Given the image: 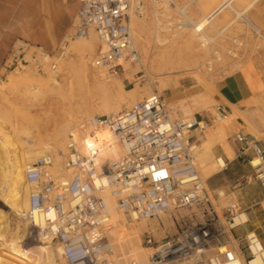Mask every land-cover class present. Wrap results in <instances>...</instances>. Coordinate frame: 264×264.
<instances>
[{"label":"built area","instance_id":"built-area-1","mask_svg":"<svg viewBox=\"0 0 264 264\" xmlns=\"http://www.w3.org/2000/svg\"><path fill=\"white\" fill-rule=\"evenodd\" d=\"M76 2L73 35L87 38L93 31L97 37L98 50L91 66L115 76L125 62L139 59L130 25L131 0ZM140 10L136 5L134 11ZM66 43L64 40L59 44L58 54H64ZM28 50L25 41L15 39L3 67L22 68L31 64L40 72L56 68L55 62H49L54 53L36 47L27 59ZM216 51L206 62L209 70L218 61ZM232 53L228 50V54ZM226 77L222 73L219 78ZM228 115V109L217 104L211 118L205 120L195 115L172 118L162 97L153 93L116 114L86 119L77 134L66 139L61 174L51 170L50 154L39 155L24 165L25 183L30 188V224L39 229L43 240L54 238L66 264H114L118 255L106 225L107 205L101 195L108 191L129 223L173 215L176 227L173 235L155 240L151 231L145 232L144 243L151 248L147 264H229L235 250L222 251L218 247L228 245L235 228L248 222L234 223L235 217L247 211L232 200L222 208L221 216L218 214L216 203L225 193L211 190L203 182L195 165V145L190 141L193 130L203 129ZM101 131L113 134L120 146L118 155H104L111 144L103 139ZM229 139L235 148V158L250 169L236 178L233 189L256 181L264 190V141L240 130ZM215 161L219 171L227 169L230 162L223 154ZM190 207L201 209V220L197 221L192 214L174 215ZM36 217L43 224L35 222ZM234 240L242 264H251L253 247L264 251L255 231ZM129 264L139 262L131 258Z\"/></svg>","mask_w":264,"mask_h":264},{"label":"rangeland","instance_id":"rangeland-1","mask_svg":"<svg viewBox=\"0 0 264 264\" xmlns=\"http://www.w3.org/2000/svg\"><path fill=\"white\" fill-rule=\"evenodd\" d=\"M131 1L132 13L135 15V20L130 19V25L139 59L131 62L128 68L124 66L118 75L115 76L91 66V62L98 50L97 37L95 42L94 40L92 41L94 49L89 51L87 55H84L83 60L87 76L84 75L83 77L81 73H76L75 70L72 72L73 70L70 69L71 65H76V67L81 66L82 54H78L77 51H74L71 45L86 42L88 40V38L76 37L73 35L72 23L67 32L60 37L56 43L52 44V46H44L41 43L28 41L20 36H16L13 39V41L15 39H21L28 44L29 50L26 51L25 56L27 59L31 58L30 56L32 52L36 50V47L43 46L48 51H50L49 49L51 48L54 49V52H51L54 53V55L49 62H55L56 68H46V70L40 72L31 64L22 68H14V66H11L5 69L0 76V123L3 125L0 127V138H7L10 136L11 132L13 136L12 140L16 143V146H18L17 148L15 145H11L14 142L9 138L5 141L6 145L9 143V145L12 146L10 147L12 149H9L10 151L7 152L8 155L12 157V161L14 158L20 156V150L24 154V150L26 149L25 144L23 145L24 142H21L20 138H15V134H13L14 130L22 128L32 130L33 132H31L33 134L31 133L29 142L33 141L36 145L43 146L51 142V137L55 129L63 124L64 118L70 113L81 116L77 118L76 121V123H78L77 130L80 124L85 122L86 119L94 115L105 114L100 107L101 102L99 100L101 94L100 87L103 82H107L111 85V92L115 96L119 86H122L123 91L117 95L122 102L118 112L156 93L162 97L167 108L170 109L172 118H187V116L192 117L195 115L197 118L205 120L211 118V115L214 113V106L221 104L217 97L219 94V84L222 80V78L219 77L222 73L229 76L249 69L252 73L264 78V0H255L253 5L244 13L259 28L258 34L254 32L251 27L246 25L241 17H237L234 11L227 8L223 11V14L219 15L213 21V26L208 25L204 30L209 38L212 37V40L204 46L201 45L202 43L196 34H193L194 39H184V37L188 35L187 32H190L191 29L190 27H183L182 24L184 22L200 19L203 14H206L208 10L221 2V0ZM250 1L252 0H233L232 4L236 9H242V7H245ZM136 5L141 7L139 12L134 11ZM90 35L91 31L89 33V36ZM61 39L67 40L63 55L56 52ZM10 48L11 46L7 54ZM215 50L219 52L220 58L215 62L214 68L209 70L206 62L213 56ZM228 50H231L233 53L228 54ZM161 63L165 65L173 63L175 65H180V68L193 64L192 67H194V69L188 73L170 72L169 70H167L166 73H160L159 68L161 67L160 65H162ZM25 75L29 77L28 84L40 87V91L34 90V92L31 90L32 94L30 95L32 96L28 98V100L24 98V84L10 88L11 78L18 79ZM195 76L196 78H194ZM51 77L59 81L57 87L60 89L57 90L56 88L54 90L56 91L55 94L49 93V90L47 91V87L45 86V81H48ZM195 79L198 80L196 81ZM161 81L169 84V90L160 87ZM200 81H202V83ZM41 82L44 84L42 85ZM42 86L44 87L42 88ZM262 88H264V84H262ZM44 90L47 92L43 93L45 92ZM203 95H207L210 98L208 106H203V101L201 102L199 100ZM194 99H197L198 103H195ZM201 107L204 108L202 109ZM184 108L188 111L183 113ZM235 109L237 111L236 116L227 124L224 134L219 136L216 142L210 143L205 139L214 132L215 127L222 120H227L230 114L220 120L212 121L210 125L203 129L198 128L193 130L190 138V141L194 142L195 145L193 149L195 154V165L201 177V167L204 164L206 165L211 161H215V159L221 155L218 152L219 149L230 161L227 169L219 171V167H217L215 173L211 176L205 179L203 177L201 178L209 189L224 191L225 196L220 198L216 203V210L220 216L223 212L222 208L230 201L236 200V198L232 197V194V198L229 196L231 192L241 191L243 194L245 189L249 187L255 188L252 192H259L261 189L259 183L256 181L233 189L232 185L236 181V178L243 172H249L250 169L243 161L235 158V148L230 142L229 137L233 132L240 130L264 141V89L254 98H251L249 102L245 104V108H234V110ZM187 113H190V116ZM234 124L236 126H234ZM67 137L65 138V142ZM9 145H7V148H9ZM13 146H15L14 148L17 151L13 149ZM40 153L43 154L44 152ZM39 155L40 154L35 157L33 156L30 160L24 159L23 157V164L25 165L33 161ZM54 161L53 156V166L51 170L54 174H61L63 172V159L59 171L54 167ZM24 165L22 167H24ZM24 184L27 187L26 199L28 201L30 188L26 183ZM109 195L106 194L107 197L113 199ZM0 211L3 213L1 214L0 212V214L4 216L2 217L0 215V235H4L5 242L3 246L0 244V249L2 250H0V252H3L0 253V264H6L5 261L8 264L10 260L13 261V264H40V256L43 254L42 259H44V253L48 254L47 250L55 245L52 244V242L49 244H40V241L43 240L42 234L39 229L27 222V214L26 216H21L16 213L2 197H0ZM118 211L119 214L122 213L120 210ZM181 214H187L189 216L192 214L197 221L201 220V209L199 207H190L174 213L175 216ZM122 215L125 222L124 226L127 231L134 230L133 228L138 227L141 222H145L146 228L138 236V242H135L136 239H130V241L125 243L121 241L116 234L111 232L109 228V235L114 244L115 253L118 255L117 261L115 262L116 264H129L131 258L135 259V254L142 251L143 248H148L144 243L146 231H151L155 240H160L176 232V227L172 221L173 215L167 214L161 216L158 220H140L133 223H129L126 215L123 213ZM248 218V222L240 226L242 228H235L237 230L234 231V238L242 232L244 227L251 226L252 228L249 231H255L260 237V240H264V233H261L259 228L253 229V227L257 225L255 219L249 216ZM230 238L231 242H229L228 245L226 244V246L219 245V250L232 249L235 250V253L236 251L239 253L237 250V241L234 240L233 236H230ZM136 243L139 245H136ZM262 244H264V242H262ZM13 247L24 248L27 252L24 256H15L10 252ZM148 253L150 254L149 248ZM1 256L3 258L5 257V259ZM36 258L39 259V261L36 260Z\"/></svg>","mask_w":264,"mask_h":264},{"label":"bare ground","instance_id":"bare-ground-1","mask_svg":"<svg viewBox=\"0 0 264 264\" xmlns=\"http://www.w3.org/2000/svg\"><path fill=\"white\" fill-rule=\"evenodd\" d=\"M254 1L255 0L250 1L245 7H242V9H236V7H234L233 4H231V2L229 0L223 1V2L215 5L210 10H208L206 12V14H203V16L200 19H196L195 21H190V22H186V23L184 22L182 24L183 27H186V28L190 27V29H191L190 32H187V34L189 36L185 34L186 37H184V39L185 38H189V39L193 38L194 39V37H193L194 35L193 34H196L199 37V40L202 43L201 45L204 46L208 42H210V38L204 32V30L207 28L208 25H211L212 21H214L212 19H214V17L217 18L218 17L217 15L220 14L221 12H223V10L226 7L234 9L235 14L237 15V17H241L242 20L245 22V24L248 25L249 27H251L254 30V32H256L258 34L259 33V29L253 23H251L250 19H248L246 14H244L245 11H247L250 8V6L253 4ZM131 14H133V13L131 12ZM134 16H135L134 14L131 15L130 19L131 20H135ZM87 38H88V40L86 42H80L78 44H72L71 45L74 51H77L78 54L79 53L82 54L81 55L82 64H81L80 67H76V65H71L72 67L70 66V69L73 70L72 72H74V70H75L76 73H79V74L81 73L83 77H84V75L87 76L85 63H84V60H83L84 59V55H87V53L89 51H92L94 49V45L92 44V41L94 40V42H95L96 34L93 31H91V35L89 37H87ZM189 39H187V40H189ZM193 39H191V40H193ZM133 43H134V41H133ZM134 45H135V43H134ZM69 48H70V46H69ZM216 52L218 53V51H216ZM217 55H218L217 57L219 59L220 58V54L218 53ZM192 65L193 64H190V66L188 65V66H184V67L180 68V65H175L173 63L170 64V65H165L163 63L162 65H160L161 67L159 66L160 67L159 68V72L160 73H163V72L166 73L167 70H169L170 72L176 71V72H187L188 73L189 71L194 69V67H192ZM68 66H69V64H68ZM124 66H125V68H128L130 66V63L129 62H125ZM194 78H196V76ZM28 80H29V77L27 75H25L24 77L18 78V79L11 78V84H10V88L11 87L12 88L13 87H17L18 85L20 86V84H24L25 87H24V90H23L24 91L23 94L25 95L24 98L27 99V100H28V98H31V96H32V95H30V94H32L31 90L40 91L39 90L40 87H37L36 85L28 84L29 83ZM200 82L202 83V81H200ZM41 84L43 85L44 83L41 82ZM57 85H59V81L57 79H55L54 77H51L50 79H48V81L47 80L45 81V86L47 87V91L49 90L48 91L49 93L55 94L56 91H54V90L56 88H57V90L60 89L59 87H57ZM43 87L44 86H42V88ZM160 87L169 90V84L168 83H164L163 81L160 82ZM100 88H101V94H100L99 100L101 102L100 103V107L104 111L103 113H105V114H116V112L119 111V108L121 107V104H122L121 99L119 98V96H117V95H119L121 93V91H123L122 90V86L121 85L119 86L118 90L116 91V93H117L116 96L112 94V92H111L112 87H111V85L109 83L103 82V84L101 85ZM44 91L45 92H43V93L47 92L46 90H44ZM26 95H28V96H26ZM33 95H34V93H33ZM209 99H210L209 96L203 95V97H201V99H199V100L201 102L203 101L202 102L203 106H208L209 102H210ZM169 101H170V99H169ZM194 102L198 103V100L194 99ZM183 110H184L183 113L188 111L185 108ZM236 113H237V111L235 109L234 113L230 114V117L227 120H224V121L222 120L215 127L214 132L211 133L210 135H208L205 140L210 142V143L216 142L217 138L224 134L225 127L236 116ZM188 115L190 116V113ZM79 117H81V116L78 115V114L76 115V114H71L70 113L69 115H67V117L64 118L65 120H64L63 124L59 128L55 129V132L53 133V135L51 137V142L46 144V145H43V146H38L33 141L29 142V138H31V133L33 132L32 130H30L28 128H22V129L14 130L13 134H15V138L16 139L20 138L21 142H24L23 145L25 144L26 149L24 150V154L20 150V153H19L20 156H18V153L16 152L18 157L14 158L13 161H12V157H10L8 155V153H7L8 151H10L12 149V148H10V147H12L11 145H15L16 146V143L12 140L13 136L11 135V132L9 131L10 132V136H8L9 135L8 134L7 138H5V137L0 138V197H2V199L4 201H6L9 204V206L16 213H18L19 215H21V216L25 215L26 216V214H27L26 218H27V222L28 223H30V221H29L30 219L28 217L29 201H27V199H26L27 187L24 184L25 183V179H24L23 169H22L23 168L22 166L24 165L23 164L24 163L23 162V157H24V159L30 160V158L32 159L33 156L35 157L38 154H40V155H43V154L44 155L45 154L53 155L54 156V160H55L54 161V167L57 169V171H59L61 169V161L63 159L64 153L66 152L65 138L67 136L69 137L70 135H76L77 134V132H78V130H77L78 123H76V121H77V118H79ZM1 118H2V116H1ZM22 118H24V117H22ZM5 119H3V120H5ZM6 121H4V122H6ZM0 122H1V119H0ZM31 122H33V121H31ZM1 126H3V125L1 124L0 127ZM14 127H15V124H14ZM3 128H5V127H3ZM0 134H1V132H0ZM4 136H5V134H4ZM101 136L103 137V139L110 141V144H111V147L106 149V151L104 152V155L105 154H107L108 156H116V155H118V153L120 152V146L118 144H116V140L114 139L113 134H111L109 131H103V132L101 131ZM8 138L11 139L15 143V144L12 143L11 145H9V143H7V145H9V148H7V145L5 143V141H7ZM9 142H10V140H9ZM15 146H13V149H15L14 148ZM16 147L18 148V146H16ZM40 152H44V153L41 154ZM16 153H14V154H16ZM193 155H194V158H195L194 150H193ZM11 156H12V154H11ZM218 166H219V164L216 161H211V162H209L206 165L204 164L201 167L202 177L205 179L206 177L211 176L213 173H215L216 168ZM62 168H63V166H62ZM106 194L109 195L108 191H103L101 193V195L104 197V199L106 201V205H107L106 225L108 226V228L111 229V232L116 234V236H118L121 239V241H123L124 243L127 242V241H130V239H136L135 242H138V240H139L138 236L146 228L145 222H141L138 225V227L133 228L134 230L127 231L125 226H124L125 222H124V218H123L122 213L121 214L118 213L119 211L115 207L114 200L110 199L109 197H107ZM1 214H3V213L1 212ZM2 217H4V216H2ZM246 220H248V216L246 215V213H243L240 216L234 218V223H238V222H242V221H246ZM35 222H37L38 224H43L42 219H40L38 217L35 218ZM51 242L55 246H53L51 249H49L51 251L47 250L48 254L44 253L45 254L44 259H42L43 254L40 256L41 257V261L40 262L42 264H65L66 262L63 259L61 260L60 245L56 243V241L54 240V238L52 236L47 237L44 240L40 241V244H46V243L49 244ZM133 243H134V241H133ZM0 244L2 246L5 245L4 235L3 234L0 235ZM136 245H139V244L136 243ZM2 246H1V248H2ZM148 248H149V250L151 252V248L150 247H148ZM148 248H143L142 251H140L137 254H135V259L139 262V264H147V260H148V256H149ZM10 252L13 255H15V256H24L26 254L27 250L24 249V248H21V247H13L10 250ZM253 252H254L255 255H254V259L252 260L251 264H264V251L261 252V251H259V250H257L256 248L253 247ZM0 253H3V252H0ZM3 259H5V257ZM232 259L233 260L230 261L229 264H242V262H243L242 257L239 256L237 251H236V253L234 252V254L232 255ZM36 260L39 261V259H37V258H36ZM2 262H3V260H2ZM34 262H36V261H34ZM5 263L7 264L6 261H5ZM8 264H13V261H11V260L8 261ZM32 264H35V263H32ZM114 264H116V263H114Z\"/></svg>","mask_w":264,"mask_h":264},{"label":"crops","instance_id":"crops-1","mask_svg":"<svg viewBox=\"0 0 264 264\" xmlns=\"http://www.w3.org/2000/svg\"><path fill=\"white\" fill-rule=\"evenodd\" d=\"M223 1L226 0H221V2ZM229 1L232 4L233 0ZM77 6L76 0H0V76L5 70L3 62L8 49L16 36L41 43L44 46H52L73 23ZM227 8L229 7L224 10ZM229 9L234 11V9ZM221 14L223 12L217 16ZM215 19L214 17L212 20ZM250 22L253 23L251 20ZM213 23L212 21V26ZM62 40L64 39H61L59 44ZM49 50L48 52H54L52 48ZM262 84H264V78L252 73L249 69L240 71L221 80L217 98L223 106L228 108V113L232 114L234 108H245V104L264 89ZM234 126L236 125L234 124ZM218 152L223 153L220 149ZM253 189L255 188H246L243 194L241 191L231 192L229 196L231 197L232 194V197L239 201L240 207L247 211L248 215H246L255 219L257 225L253 229L259 228V231L264 233V190L252 192ZM240 228L242 227L237 229ZM251 228V226L244 227L242 232L236 236L242 237Z\"/></svg>","mask_w":264,"mask_h":264}]
</instances>
